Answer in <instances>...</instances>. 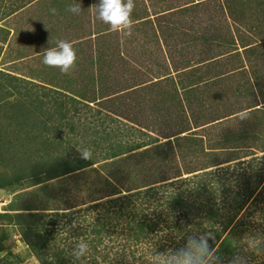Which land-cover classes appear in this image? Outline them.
<instances>
[{
    "label": "rangeland",
    "instance_id": "rangeland-1",
    "mask_svg": "<svg viewBox=\"0 0 264 264\" xmlns=\"http://www.w3.org/2000/svg\"><path fill=\"white\" fill-rule=\"evenodd\" d=\"M242 1L244 0H233V4L241 6ZM245 1L246 6H241L240 10L235 9V13L241 11L247 16L244 22L249 24L250 28L241 25L260 38L254 41L258 46L256 49L252 47L241 52L245 55V61L242 59L246 69L233 74L236 75L238 84L224 82L207 87L202 81L205 77H199L203 86L196 88H189L190 82H185V87L177 88L174 87L173 79L157 81L172 73L167 59V53L176 49L172 45H186L197 40L198 52L200 48L206 47L200 43V39L203 40L200 33L204 37L203 30L198 27L202 26L201 22L198 23L194 19L188 27L189 32L180 31L178 25L173 27L175 32H172L170 43H165L159 38L164 24L162 12L167 10V6L179 1L135 0L136 7L132 13L135 24L130 37L110 31L109 25L96 18L94 10L90 8L98 4L99 0L31 1L33 9L26 12L25 21L19 23L21 27H26L23 32L24 40L18 38L9 50L16 51L20 47L19 54L13 55L12 59L5 57L6 65L0 66V83L11 81L10 83L19 88L11 90L9 86L2 92L0 89V128L5 129L6 139L14 141L8 143V147H0V174L4 176L3 173L8 171L13 176L12 170L16 164L22 163L25 166L30 159L35 158H31L32 156L42 161L51 160L64 148L68 150L74 147L76 151L83 148L97 149L93 157L100 159L90 168L52 180L38 188L23 189L24 186H21L8 188L6 192L0 190V213L27 210L49 213L46 215L50 217L57 215L52 213H67L63 218H59L61 214H58L59 223L53 229L54 246L66 248V259L70 258L80 264L83 258L81 261L75 260L71 253L81 240L88 244L87 236L81 234L86 230L83 224L93 223L98 217H103V209L93 210V205H104L177 180H183L180 185L183 186L182 189L187 185L185 196L189 197V201H194L199 184L204 185L210 178L216 180L221 176L226 181L225 190H219L220 184L215 181L207 187L208 192L201 191L214 201V208L221 209L224 213L222 219L228 216L233 219L225 234L227 235L233 227L241 228V223H244L246 230L240 235V242L244 246L249 243V237L253 236H258L259 242H264V43H259L264 35V0ZM75 3L82 6L83 11L79 15L67 11V8ZM51 8L57 9L58 14L53 15ZM218 11L223 12V8ZM197 12L199 16L207 14L209 17L206 6ZM149 14H158L154 17V23ZM213 14L214 11H211L210 17ZM238 18L240 20V17ZM209 35L213 37L214 33ZM58 40L72 42L77 52L76 67L69 75L42 63V53L48 48L57 47ZM253 49L254 55L251 52ZM198 52H192V56L188 57L189 61L186 60L182 67L175 65L173 61L175 72L192 68L196 57L200 56ZM21 57H24V60H20ZM14 58L20 61L11 63L8 60ZM6 73L22 79L15 82L5 76ZM185 77L187 78V75ZM176 83L183 85L180 81ZM220 86L222 87L215 88L214 93L213 88ZM195 93L199 94L200 98L192 96ZM54 98L65 105L66 119L59 121L60 116L57 115L54 117L57 122L48 123L49 126L54 125L51 133L54 136L51 138L56 137L54 140L49 138L54 145L48 150L49 155L44 153L46 146L33 142L36 133H29L28 140L23 137V140L13 139L21 129L17 121L23 122L26 117L33 118V115L28 114L25 117L20 114L21 117L10 122L5 118L6 114L19 113L14 107L22 106L30 99H43L46 105L43 106L46 108V103ZM208 101L213 103V106L208 104ZM218 107H221L220 112L216 110ZM41 112L40 109L39 113ZM43 113L46 115V112ZM245 113L251 115H247V119L241 118ZM45 115H41L43 118L40 116V119L46 121L48 115ZM235 115L239 116L234 118ZM217 120L220 124L214 126ZM43 128L44 126L39 130ZM146 140L152 144L138 150H128L127 146ZM102 141L104 143H101ZM55 147L60 148L56 150ZM110 147H124L123 154L103 160L105 154L99 150ZM257 163L263 174V181L256 192L249 196L245 194L246 184L238 182V179L249 178V183L253 184L257 177L252 176V171ZM20 168L19 166L18 169ZM226 177L229 178L228 181ZM213 191H217L219 195L216 199L211 197ZM237 195L238 200H246L241 210L237 209L238 203L235 202ZM135 204L139 206L140 201L132 205ZM203 221L201 216L194 217L193 224L189 225L188 229L195 227V234L198 230L202 231L201 227L208 228L205 224L197 225ZM80 224L84 230L74 231ZM167 232H160L159 238ZM5 233H8L7 239L3 241L5 251L0 255H12L10 262L49 264V258L54 257L58 251L54 248L51 253L45 249L44 253L51 256L47 261L42 256L41 261L33 252V248H29L22 240L24 233L20 226L0 221V236ZM78 233L80 235L76 237ZM125 233L117 231L114 237L118 236L119 240L107 241L109 245H115V248L108 249L106 254L110 257L112 252L117 253L121 262L124 259L122 264H149L152 252L159 247L155 245L159 240L158 236L152 234L150 237L155 240H147L135 246L131 241H127ZM179 239L178 237L177 240ZM124 243L130 244V247L122 250L120 246ZM89 249V253L92 252L90 246ZM86 259L83 262L88 264L90 254ZM101 259L100 256L99 260ZM249 264H264V256L250 254Z\"/></svg>",
    "mask_w": 264,
    "mask_h": 264
},
{
    "label": "trees",
    "instance_id": "trees-1",
    "mask_svg": "<svg viewBox=\"0 0 264 264\" xmlns=\"http://www.w3.org/2000/svg\"><path fill=\"white\" fill-rule=\"evenodd\" d=\"M21 1L23 3L26 2V0ZM31 1L33 0H29L28 2ZM6 74L7 75L5 76L12 78V80L15 82L17 81V79H22L18 76H13L8 73ZM10 82L0 83L1 92L8 89L9 86L11 87V90L19 89L17 85ZM46 95L48 96V94ZM73 101L75 100L73 99ZM44 103L45 101L43 99H30L22 106L16 105L14 107V109L19 113L8 112L5 118L9 119V121L11 122L13 121V119H18L19 117H21L19 116L20 114H24L23 116L25 117L28 116V114H32L33 118L26 117V119H24L25 121L23 122L21 119H19L21 121H17L18 124H20L21 129L19 133L17 132V135H15L13 139L17 140L21 138V140H23L24 138L25 140H28L29 133H36V135H34L33 137V142L43 147L46 146L47 148L45 149L44 153L46 155H49L48 150L51 149L52 146H54L50 142V140H54L56 139V137L51 138L52 136H54L51 134L54 125L52 124V126H49L48 123L50 121L57 122V119L54 118L57 115L60 116L59 121L65 120L66 117L64 113H66V107L59 101V99L56 98L46 103L48 104L46 108H44V106H46L44 105ZM38 107L41 109L42 114L39 113L40 109H38ZM29 109L31 110L29 111ZM50 111H53L54 113H49ZM43 112H46V115ZM41 115H48L47 120H41ZM36 118L37 121H35ZM47 125L49 127H47ZM42 126H44V128L39 130V128ZM26 128H29L30 130ZM0 129H2L0 131V147H8V143H11L13 140L6 139L7 134L6 132H4L5 129ZM20 135L22 136L20 137ZM104 141H102L101 143H104ZM151 144L152 142L146 140L135 143L132 146L129 145L127 147H129L128 150L134 151L143 147L150 146ZM67 147L72 146L67 145ZM58 148L60 147H55L56 150ZM123 148L124 147H110L109 149L103 148L99 151H103L105 154V159L103 160H108L118 157L119 154H123ZM94 153H97V149L92 150L91 160H84L81 158L80 153L76 151L74 147H72L68 150L64 148L62 151H58V155L52 157L51 160L42 161L36 158V156H32L31 158H35L30 159V161H28L25 166L22 163L19 165L16 164L15 169L12 170L13 176L12 174L10 175L8 171L3 173L4 176L2 175V173L0 174V190H4L6 192V189L9 190L12 187L17 188L21 186H24L23 189L38 188L41 185H44L45 183L52 180L66 177L76 172H80L94 166L96 164V161L100 159L97 157H93ZM19 166L21 167L20 169H18ZM252 172V176L257 177L253 184L249 183V178L245 180H242V178L238 179V182L242 181L246 184H244L245 194H249V196H252L256 192L259 184H261V182L263 181V174L258 167V163ZM228 180L229 178L227 179V181ZM215 181L220 184L218 188L219 190H223L225 188L224 185L226 181L224 177L219 176V178L216 180L215 178H210L208 183L204 185H198L196 190L197 192H195L196 198L194 201H189V197L185 196V188L187 185L184 187V189H182L183 186L180 185L183 180H177L160 186L149 188L148 190H145L144 193H140V191L135 195L123 197L122 199L119 198L117 201L108 202L104 205H93L91 207L93 210H97L100 208L103 209V217H98L93 223L90 222L87 225L83 224L86 230L81 234L87 236L88 245L92 250V252L89 253L90 261L88 264H122L124 259L121 262V259L117 256V253L112 252V256L110 257L106 254V251H109L111 249L114 250L115 248V245H109L107 241L116 242L119 240L118 236L114 237V234H116L117 231H120L122 234L126 232L125 234L128 238L127 241H131L136 246L137 244H142L147 240H155L154 237H150V235L156 234L159 238L158 234H160V232H167L168 230L169 232H167L166 234L160 235L159 240L156 241L155 244L159 247L155 252L152 253L153 255H155V253H164L168 249L178 250L186 244L188 236L194 235L193 231L195 227H193L192 230H189L188 226L193 224L194 217L197 218L199 216H201L204 221L196 224L199 226L201 224H205L208 225V228L204 229L201 227L202 231H196L195 235L203 234L209 231L212 232L215 235V241L210 240V245L213 248L218 249L217 254L221 257L222 264H229V261L236 254L238 248L242 249L244 247V244L240 242V235L244 233V231L246 230V228L244 227L246 226L244 223H241V228L234 229L233 227L227 233V235L225 234L229 226L232 225L233 219L229 216L222 219L224 213L221 212V209L214 208V201L209 199V195H206L201 191L203 190L205 192H208L207 187H209L210 184L215 183ZM228 191L229 190L227 189L226 192ZM214 193L216 194L214 195ZM211 195V197H213L214 199L219 196L217 194V191L211 192ZM238 197L239 196L237 195V197L235 198V202L238 203L237 209L241 210L244 207L246 200H238ZM137 201H140L139 206H137V204L132 205ZM46 214L49 213H38L37 211L29 212L27 210H20L14 213H0V221H6L8 222V225L20 226V230L24 233L22 236V240H24L25 244L29 248H33V252H35L36 256H38L41 261H43L42 256L46 259V261L47 258L51 256L48 253H44L45 249L52 253L55 248L58 251L57 253H55L54 257L49 258V264H76V261H71L70 258L69 260L66 259L68 256L66 248L55 247L53 242L55 240L53 229L59 223V220H57L59 216L58 214H61L59 218H63L67 213H52L57 215H52L51 217ZM84 222L87 221H82V223ZM84 227H81L80 224V226L75 228L74 231L77 232V230H84ZM170 234L171 236H169ZM79 235V233L76 234V237H79ZM7 236L8 233L0 236V254L5 251L3 241L4 239H7ZM178 237L180 238L179 240H177ZM50 243L52 245H49ZM121 247L122 250H124L125 248L130 247V244L124 243L122 246H120V248ZM41 251L43 253H40ZM10 256L12 255H10L9 253L6 256L0 255V264H16L14 262H10ZM100 256L102 258L101 260H99ZM19 258L20 257H18V259ZM83 260H87L86 257H84L82 261L80 260V264H85Z\"/></svg>",
    "mask_w": 264,
    "mask_h": 264
},
{
    "label": "crops",
    "instance_id": "crops-1",
    "mask_svg": "<svg viewBox=\"0 0 264 264\" xmlns=\"http://www.w3.org/2000/svg\"><path fill=\"white\" fill-rule=\"evenodd\" d=\"M26 0L23 3L21 0H0V66H5V57L17 56L19 54V48L15 51H10L12 46H14L17 42V39L20 38L22 41L24 40V26H20L19 23L21 21H25L24 15L26 12L31 11L30 9L33 6L31 2ZM179 2L175 3L172 6H167L161 14L164 16L162 20L164 21L163 24V31H161V35L159 38L165 41V43H170L171 39L173 38L172 32L173 27L180 29V31H188L189 32V25L192 23L193 19L200 23L202 26H198L201 28V31L204 32V37L202 33H200V43L205 47L204 49L200 48L198 52L196 50V41L191 42L189 44L183 45H172L173 50L172 53H167L166 57L168 59V66L169 70L172 72L167 77H161L158 82L162 80H175L174 87L182 88L187 86L185 82H190L189 88H196L203 86L202 81L208 87L216 86L217 84H223L227 82L228 84H236V74L238 71H244L246 68L243 63V59L245 61V55L241 52L250 50L252 47L255 49L258 47L254 41L257 40L259 35H255L254 33H250L248 29L244 27H249V24L244 22V19L247 18L241 11L239 13H235L236 10H240L243 6H246L247 1H242L240 5H234L233 0H201V1H194L193 2H184L183 0H177ZM32 6V7H31ZM196 6V7H195ZM207 7L209 17L207 14H202L201 16L198 15V10L202 7ZM169 8V9H168ZM223 8V12H217ZM254 9H258L259 7H253ZM33 9V8H32ZM264 9V8H263ZM214 11V14L210 17V12ZM33 12V11H32ZM150 18L153 20L154 17L158 16V14H150ZM240 17V20L239 18ZM256 23V22H255ZM181 24V25H179ZM244 26H242V25ZM254 24V23H253ZM239 25V27H238ZM159 28V27H158ZM157 30V28H156ZM178 29H176L177 31ZM247 31V32H246ZM251 31V30H250ZM158 32V30H157ZM214 33V36H210L209 33ZM219 32L221 35H219ZM254 32V31H252ZM163 34V38H162ZM240 34V36H238ZM225 35V36H224ZM199 36V35H198ZM220 36V37H218ZM223 38V39H221ZM262 40H259V43L263 41L264 43V35L261 37ZM220 39V40H219ZM19 41V40H18ZM238 50H233V49ZM252 55H254V50ZM176 50V51H175ZM203 50V51H202ZM243 50V51H242ZM198 52L200 54L199 57H196L194 61V65L191 66L189 70H180L175 72L173 69V61L175 65L182 67L185 64V61L188 60L189 56H192V52ZM202 51V52H201ZM12 52V54H11ZM7 54V55H6ZM11 54V55H10ZM6 55V56H5ZM24 57H21L20 60ZM236 58V60L234 59ZM8 59L11 63L14 61H20L14 58V60ZM4 60V61H3ZM246 63V62H245ZM0 67V68H1ZM239 69V70H238ZM248 70V69H247ZM228 72V73H227ZM185 73V74H184ZM230 73V74H229ZM225 74H228L225 76ZM187 75V78L185 77ZM233 75V76H232ZM207 76V77H206ZM181 77V78H180ZM199 77H205L204 80H200ZM180 81L179 83H176ZM227 84V85H228ZM238 84V83H237ZM214 87L215 88H221ZM216 89L214 90L215 93ZM212 93L211 91H208ZM207 94V93H206ZM192 96H197L200 98V95L195 93ZM205 96V95H204ZM208 104L213 106V103L208 101ZM262 105V104H261ZM221 107H218L216 110L220 112ZM215 109V108H214ZM248 113H245L241 116V118L247 119ZM249 114L248 116H250ZM239 116V115H238ZM238 116H234L237 118ZM214 124V123H213ZM219 122L214 124V126H219ZM194 132V131H193Z\"/></svg>",
    "mask_w": 264,
    "mask_h": 264
},
{
    "label": "clouds",
    "instance_id": "clouds-1",
    "mask_svg": "<svg viewBox=\"0 0 264 264\" xmlns=\"http://www.w3.org/2000/svg\"><path fill=\"white\" fill-rule=\"evenodd\" d=\"M135 7V0H99V3L92 5L90 10H94L97 19L110 26V31L130 37L135 24L132 18ZM50 11L53 15L58 14L55 8H51ZM67 11L79 15L83 9L81 4L75 3L70 5ZM42 56L44 65L57 68L65 75L71 74L78 59L73 43L67 40H58L57 47L46 49ZM77 150L82 159L91 160V149ZM210 240L215 241V235L210 231L190 235L183 247L178 250L168 249L164 253H155L149 264H222L221 257L217 254L218 249L210 245ZM259 241L258 236L249 237V243L242 249L238 248L229 264H249L250 254L264 256V242ZM89 251V245L81 240L75 245L71 255L75 260H81L89 254Z\"/></svg>",
    "mask_w": 264,
    "mask_h": 264
}]
</instances>
